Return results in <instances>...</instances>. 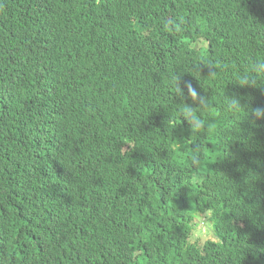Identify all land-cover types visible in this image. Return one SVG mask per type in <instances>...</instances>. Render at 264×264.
<instances>
[{
	"label": "trees",
	"instance_id": "obj_1",
	"mask_svg": "<svg viewBox=\"0 0 264 264\" xmlns=\"http://www.w3.org/2000/svg\"><path fill=\"white\" fill-rule=\"evenodd\" d=\"M261 63L264 0H0V264H264Z\"/></svg>",
	"mask_w": 264,
	"mask_h": 264
},
{
	"label": "clouds",
	"instance_id": "obj_2",
	"mask_svg": "<svg viewBox=\"0 0 264 264\" xmlns=\"http://www.w3.org/2000/svg\"><path fill=\"white\" fill-rule=\"evenodd\" d=\"M261 68H264V63H261L256 68V70L260 71ZM245 83H247L246 78L241 80V84H245ZM188 89H189V93L191 97L195 99L196 92L191 88V85H188ZM230 110L239 111L238 101L236 100L231 101ZM181 111L190 120L192 119L194 114H193V110L190 107L184 106L182 107ZM251 115L255 120H264V107L255 108L252 111ZM174 121H175V116H173L172 119L168 120V124L173 125ZM195 129L196 130L199 129V122H197V124L195 125ZM193 159H195V157H193ZM212 215H213L212 208H209L203 215L201 214L199 209H196L195 211L191 213L192 221L190 224V231L188 233V238L185 241L186 246L200 248L206 245L209 242L208 240H213L214 242L216 241L215 236H212V235H211V238L209 239L205 238V237H208L209 232L212 231V222L210 220L205 219V216H212ZM205 229H208V231H205Z\"/></svg>",
	"mask_w": 264,
	"mask_h": 264
},
{
	"label": "rangeland",
	"instance_id": "obj_3",
	"mask_svg": "<svg viewBox=\"0 0 264 264\" xmlns=\"http://www.w3.org/2000/svg\"><path fill=\"white\" fill-rule=\"evenodd\" d=\"M205 231H206V229H205ZM206 239H209V238H211V235H210V233H209V236L208 237H205Z\"/></svg>",
	"mask_w": 264,
	"mask_h": 264
}]
</instances>
